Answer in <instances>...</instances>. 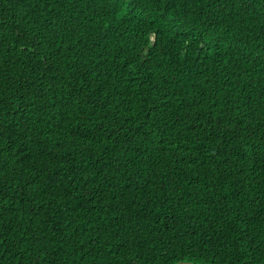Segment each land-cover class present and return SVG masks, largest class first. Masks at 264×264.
<instances>
[{"label":"trees","instance_id":"1","mask_svg":"<svg viewBox=\"0 0 264 264\" xmlns=\"http://www.w3.org/2000/svg\"><path fill=\"white\" fill-rule=\"evenodd\" d=\"M264 264V0H0V264Z\"/></svg>","mask_w":264,"mask_h":264},{"label":"water","instance_id":"2","mask_svg":"<svg viewBox=\"0 0 264 264\" xmlns=\"http://www.w3.org/2000/svg\"><path fill=\"white\" fill-rule=\"evenodd\" d=\"M174 264H194V263L190 262V261H179V262H176Z\"/></svg>","mask_w":264,"mask_h":264}]
</instances>
